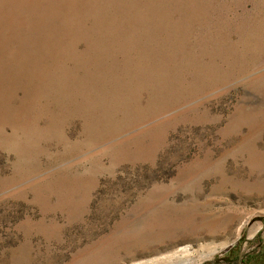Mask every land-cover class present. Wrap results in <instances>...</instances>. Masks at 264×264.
Wrapping results in <instances>:
<instances>
[{"label":"rangeland","instance_id":"1","mask_svg":"<svg viewBox=\"0 0 264 264\" xmlns=\"http://www.w3.org/2000/svg\"><path fill=\"white\" fill-rule=\"evenodd\" d=\"M259 231L264 0H0V264H214Z\"/></svg>","mask_w":264,"mask_h":264},{"label":"trees","instance_id":"2","mask_svg":"<svg viewBox=\"0 0 264 264\" xmlns=\"http://www.w3.org/2000/svg\"><path fill=\"white\" fill-rule=\"evenodd\" d=\"M263 232L259 231L255 238L250 241V246L253 244L254 247L251 251L245 253L240 258L235 256L234 258H225L221 262L214 264H264V243L260 238Z\"/></svg>","mask_w":264,"mask_h":264},{"label":"bare ground","instance_id":"3","mask_svg":"<svg viewBox=\"0 0 264 264\" xmlns=\"http://www.w3.org/2000/svg\"><path fill=\"white\" fill-rule=\"evenodd\" d=\"M188 250L185 247L171 248L163 254L158 251L147 254L148 258L140 261L138 264H182V256ZM151 255V256H150Z\"/></svg>","mask_w":264,"mask_h":264}]
</instances>
